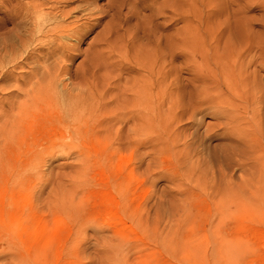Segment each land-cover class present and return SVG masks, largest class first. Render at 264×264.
Here are the masks:
<instances>
[{"label": "rangeland", "instance_id": "obj_1", "mask_svg": "<svg viewBox=\"0 0 264 264\" xmlns=\"http://www.w3.org/2000/svg\"><path fill=\"white\" fill-rule=\"evenodd\" d=\"M53 1L0 0V264H264V0Z\"/></svg>", "mask_w": 264, "mask_h": 264}, {"label": "bare ground", "instance_id": "obj_2", "mask_svg": "<svg viewBox=\"0 0 264 264\" xmlns=\"http://www.w3.org/2000/svg\"><path fill=\"white\" fill-rule=\"evenodd\" d=\"M53 1V0H52ZM74 0H62V1H53V3L50 5V9L52 10H56V12H60L61 15L64 14H68L71 11L75 10V8L77 7H72L69 9L65 8L64 6H59L60 3L62 2H66L65 4H68L69 2H73ZM111 2V1H110ZM109 2V3H110ZM50 4V3H49ZM43 4H34L31 3L30 6L32 8V13L35 14L36 12H38L39 8L42 6ZM82 5V4H81ZM110 5V4H109ZM26 6V5H25ZM68 7V6H67ZM87 10V9H86ZM71 14H69L70 16ZM75 21V20H74ZM52 23V22H51ZM36 26L38 25L35 24ZM76 25V24H75ZM45 27V25H43ZM42 26V27H43ZM47 26V25H46ZM51 27V26H50ZM69 27V25H56L55 27L52 28L51 30V35L54 36H59L63 30H66ZM37 28V27H36ZM41 26L39 27V29L37 31H41L40 30ZM48 28L46 27V30ZM43 31V30H42ZM69 31V30H68ZM41 33V32H40ZM33 39V38H32ZM45 39V38H44ZM46 41V40H45ZM58 41V40H57ZM46 66V65H45ZM48 66V65H47ZM54 67V66H53ZM52 67V69H53ZM45 70V69H44ZM51 72L48 70V68H46L45 71H41L39 74H35V81H30L29 82V88H27L25 90V94L24 97L22 99L17 100V98L15 100H13L12 104L10 105V109L3 111V120H4V126L5 129H3L4 133L8 134L10 130H14L17 125L22 121L23 117L25 116H29V113L31 112L32 109H36V106H38V104L41 105V101L45 100L46 98H49L51 95L50 91H49V85L53 82V76L50 75ZM4 87V86H3ZM1 90V89H0ZM10 99V98H9ZM77 102H73L72 104V108L75 106H77L76 104ZM70 111V112H69ZM68 112L71 114L73 111L71 108L68 109ZM8 132V133H7ZM11 132V131H10ZM2 133V130L0 132V135ZM6 136V135H5ZM4 137V136H3ZM1 138V137H0ZM2 139V138H1Z\"/></svg>", "mask_w": 264, "mask_h": 264}]
</instances>
